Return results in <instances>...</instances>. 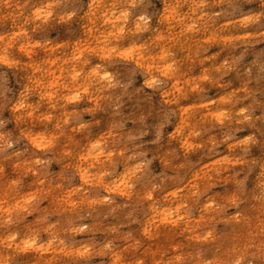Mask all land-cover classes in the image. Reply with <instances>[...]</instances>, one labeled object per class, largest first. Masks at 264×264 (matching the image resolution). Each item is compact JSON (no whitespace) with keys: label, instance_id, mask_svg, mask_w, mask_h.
I'll return each mask as SVG.
<instances>
[{"label":"clouds","instance_id":"1","mask_svg":"<svg viewBox=\"0 0 264 264\" xmlns=\"http://www.w3.org/2000/svg\"><path fill=\"white\" fill-rule=\"evenodd\" d=\"M0 264H264V0H0Z\"/></svg>","mask_w":264,"mask_h":264}]
</instances>
